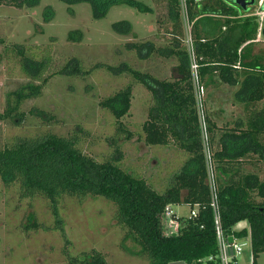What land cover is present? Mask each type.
<instances>
[{"label": "trees", "instance_id": "trees-1", "mask_svg": "<svg viewBox=\"0 0 264 264\" xmlns=\"http://www.w3.org/2000/svg\"><path fill=\"white\" fill-rule=\"evenodd\" d=\"M41 1L0 0V7L30 9ZM59 1L68 5L71 13L74 5H90L96 20L104 19L114 6H128L143 14L153 13L149 5L138 0ZM154 1L167 5L166 17L171 27V30H165L167 45H156L149 39L128 46L145 60H153L156 56L175 59L178 65L173 68L172 80L135 69L126 62L118 66L97 63L87 70L79 59L71 58L58 67L49 50L38 56L33 47L14 45L7 48V53L18 57L21 70L30 82L11 93L8 109L0 114V119L22 121L25 115L20 109L24 102L39 97L56 76L86 77L101 68L115 76L129 74L151 94L148 120L143 125L146 144L163 147L172 144L188 155L185 164L164 179L167 186L158 191L117 162H98L86 155L77 147L76 139L55 134L23 138L1 148L0 182L6 186L17 184L24 198L40 196L46 199L67 245L69 241L59 214L62 199L101 197L115 205V220L136 247L128 249L124 246L132 256L144 257L149 264H200V260L218 253V244L191 60L180 44L184 35L183 6L181 0ZM186 12L193 27L198 75L207 97H210V87L226 84L235 89L234 105L247 113L245 119L239 117L219 128L206 110V121L224 229L230 232L239 223H248L249 231L242 230L238 234L250 236L253 263L257 264L258 256L264 253V202H257L255 196L264 200V180L256 172H243L241 167L247 159L248 162L253 158L264 161V108H257L264 101V49L256 52L258 18L249 12L241 15L225 0L202 3L186 0ZM43 18L45 23L54 20L52 7L45 9ZM112 28L122 36L133 33V26L128 21L116 22ZM83 37L80 30L68 34V40L73 43L82 42ZM132 94L133 88L128 85L100 102V106L115 117L118 133L127 135L128 139L133 134L121 120L130 111ZM186 204L201 206L199 218L183 222L179 233L167 234L165 208ZM33 228L38 229L40 225L34 223ZM69 264L109 263L105 255L94 250L70 258Z\"/></svg>", "mask_w": 264, "mask_h": 264}, {"label": "rangeland", "instance_id": "rangeland-1", "mask_svg": "<svg viewBox=\"0 0 264 264\" xmlns=\"http://www.w3.org/2000/svg\"><path fill=\"white\" fill-rule=\"evenodd\" d=\"M138 1L149 5L153 13L143 14L128 6H114L104 19L96 20L90 5L85 3L72 6L73 13L68 5L59 0H42L37 7L30 9L1 6L0 114L8 109L11 93L30 82L21 70L18 57L7 53V48L14 45L33 47L38 56L49 50L57 66L71 58L79 59L87 70L97 63L118 66L126 62L135 69L172 80V59L156 56L153 60H145L128 46L129 43L149 39L154 40L156 45L165 46L168 43L165 30H171L165 3ZM227 2L231 6L235 4L241 15L244 12L255 15L264 9V3L262 7L259 5L260 0H247L243 2L244 7L234 0ZM47 7H52L55 12V18L50 23H45L43 18ZM257 18L256 52H259L264 49V20L261 21L260 16ZM120 21L132 24L131 35L122 36L114 32L112 25ZM181 23L184 35L180 44L189 53L192 68L193 27L186 9L181 12ZM74 30L83 32L82 42L68 40V34ZM195 71L193 67L192 72ZM128 85L133 88L131 107L121 121L133 134L130 139L118 133L115 117L100 106L102 100ZM222 85L224 87L218 90L216 103L210 102L206 93V110L212 113L218 127H223L224 122L232 117L245 119L247 114L240 106L231 104L235 89ZM208 90L211 92L210 88ZM150 102V92L129 74L115 76L101 68L86 77L56 76L39 97L24 102L20 109L25 115L22 121L0 119V149L23 138L47 134L76 139L77 147L86 155L98 162L113 160L161 191L167 186L164 179L184 165L188 155L172 144L169 147L146 144L143 125L148 120ZM257 108H264V101ZM209 138L210 135H207V140ZM204 145L206 159L210 161L213 150L209 142ZM247 162L248 159L242 165V171L256 172L264 180V161L253 158ZM255 200L264 202L256 196ZM175 209L183 216L189 215L187 206ZM59 214L68 245L57 228L56 218L46 199L40 196L24 198L17 184L6 186L0 182V264H69L70 258L94 250L105 255L109 264H149L148 259L132 256L124 248L136 247L130 238H126V231L117 224L116 207L112 202L101 197L84 200L66 197L59 204ZM34 223H38L40 228H33ZM234 230L249 231L248 223L241 222ZM236 264H254L250 238ZM257 264H264V253L258 256Z\"/></svg>", "mask_w": 264, "mask_h": 264}, {"label": "built area", "instance_id": "built-area-1", "mask_svg": "<svg viewBox=\"0 0 264 264\" xmlns=\"http://www.w3.org/2000/svg\"><path fill=\"white\" fill-rule=\"evenodd\" d=\"M201 0H196L200 2ZM183 9H186V0H181ZM184 3V4H183ZM264 0H260V7H262ZM256 17L260 16L261 21L264 20V9L259 10L256 14ZM192 68L195 67L196 71L193 73V83L196 92V101H197V110L200 121V128L203 136L204 143H208L207 140L208 133V124L206 121V89L201 83L199 78V67L196 63L194 50L192 53ZM195 65V66H194ZM191 68V69H192ZM208 162V184L211 190V201L210 207L213 211L214 225L216 231V239L218 244V253L216 255H211L205 259L200 260V264H236L237 258L242 254L243 248L246 245L249 235L239 236L238 233L241 231L232 230L227 232L224 229L221 215V208L219 203V195L217 190L216 183V173L214 171V166L212 163V157ZM183 205H168L164 211V219L166 223L167 234H177L180 231V227L185 221H194L199 218L201 206L200 205H184L189 207V215L183 216L175 208H180ZM203 228V226L201 227ZM251 241V239H250ZM182 263V262H179ZM184 264V263H183Z\"/></svg>", "mask_w": 264, "mask_h": 264}, {"label": "crops", "instance_id": "crops-1", "mask_svg": "<svg viewBox=\"0 0 264 264\" xmlns=\"http://www.w3.org/2000/svg\"><path fill=\"white\" fill-rule=\"evenodd\" d=\"M205 0H201L200 2L202 3V2H204ZM198 3V2H197ZM172 62H173V65H172V69L174 68V66H177L178 65V63L175 61V59H172L171 60ZM175 62V63H174ZM172 73V76H173V78H174V69H173V71L171 72ZM221 86H223L224 87V85H222V84H217L215 87H210V89H211V93H210V102H214L215 101V103H216V101L218 100L217 99V93H218V90H220L221 89ZM229 88V87H228ZM225 89H227V87L225 88ZM212 90H214V91H212ZM223 90V89H222ZM233 96V95H232ZM212 97H213V99H212ZM231 104H232V106H238V105H234V103H233V101L231 102ZM210 109V108H209ZM222 111H224V110H222ZM210 112V111H209ZM211 113V112H210ZM212 114V113H211ZM213 115H212V119H213ZM235 119H237V118H230V120H227V121H225L224 122V125L227 123V122H229V121H233V120H235ZM219 128H222V127H219ZM173 264H183V263H179V262H177V263H173Z\"/></svg>", "mask_w": 264, "mask_h": 264}, {"label": "water", "instance_id": "water-1", "mask_svg": "<svg viewBox=\"0 0 264 264\" xmlns=\"http://www.w3.org/2000/svg\"><path fill=\"white\" fill-rule=\"evenodd\" d=\"M234 2H235L236 4L241 5V6L244 7L243 2H247V0H234Z\"/></svg>", "mask_w": 264, "mask_h": 264}, {"label": "flooded vegetation", "instance_id": "flooded-vegetation-1", "mask_svg": "<svg viewBox=\"0 0 264 264\" xmlns=\"http://www.w3.org/2000/svg\"><path fill=\"white\" fill-rule=\"evenodd\" d=\"M228 0H226L225 2H227ZM228 3V2H227ZM235 5V4H234Z\"/></svg>", "mask_w": 264, "mask_h": 264}]
</instances>
